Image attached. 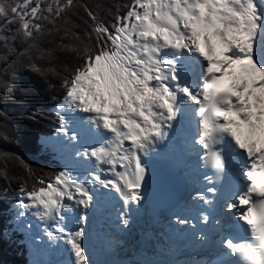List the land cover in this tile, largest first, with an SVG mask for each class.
I'll list each match as a JSON object with an SVG mask.
<instances>
[{"label": "snow or ice", "instance_id": "6c2138e0", "mask_svg": "<svg viewBox=\"0 0 264 264\" xmlns=\"http://www.w3.org/2000/svg\"><path fill=\"white\" fill-rule=\"evenodd\" d=\"M75 7L76 0H18L10 8L8 22L30 44L45 31L57 34L58 46L80 61L63 77L52 137L70 162L37 178L39 187H21L17 219L43 223L50 241L67 245L70 264H93L84 241L94 189L138 206L144 157L194 124L192 143L214 169L205 177L211 187L195 199L211 205L226 191L224 208L246 235L225 237L223 246L237 264H264V0H131L111 23L82 5L84 37L63 19ZM7 40L0 29V41ZM28 66L55 73L31 59ZM75 208L83 214L72 231L66 220ZM209 220L201 213V223ZM175 223L195 227L179 216ZM122 224H129L127 213Z\"/></svg>", "mask_w": 264, "mask_h": 264}, {"label": "trees", "instance_id": "16d2710c", "mask_svg": "<svg viewBox=\"0 0 264 264\" xmlns=\"http://www.w3.org/2000/svg\"><path fill=\"white\" fill-rule=\"evenodd\" d=\"M18 0H0V29L8 37L0 41V264H25V254L18 243L5 238L11 212L9 208L21 187L31 189L37 178L50 177L57 169L39 155L40 138L58 123L55 109L62 102L64 76L80 63L76 54L60 48V37L45 31L37 34L31 44L17 32L18 24L9 23L10 8ZM131 0H76L77 7L69 9L63 19L84 37L89 30L88 18L82 5L96 10L103 20L113 22L119 9ZM63 22V21H62ZM46 28V21H39ZM34 61L55 73H39L29 68ZM29 167L31 172H29ZM6 173V175H5Z\"/></svg>", "mask_w": 264, "mask_h": 264}, {"label": "bare ground", "instance_id": "6f19581e", "mask_svg": "<svg viewBox=\"0 0 264 264\" xmlns=\"http://www.w3.org/2000/svg\"><path fill=\"white\" fill-rule=\"evenodd\" d=\"M51 141H55L54 139ZM51 144V142H50ZM57 145H60L57 141H56ZM100 188L94 189L98 190ZM75 212L74 215L75 217H70L68 219V222L66 223V227L70 230H73L78 224L75 221V218H77V214H83V209L82 208H75ZM181 211H185L184 208L181 209ZM88 216H89V220L87 222V225H91L90 229L88 228L86 231V235L88 238V246H87V250L90 248V244L92 240H95L97 243H100V245L103 246V249H105L106 252H111L113 251L116 247H112L109 248L107 245L102 243L103 237H100V239H96L95 238V224L91 221L90 219V211L88 210ZM74 225V227H73ZM91 230V231H90ZM38 235H40V232L38 233ZM103 236V235H102ZM114 237V236H113ZM111 235L109 237H107L106 234H104V238L106 239H112L113 238ZM41 235H40V239H41ZM128 239L131 238V236L129 235L127 237ZM142 240L144 239V237L141 238ZM60 242H63L62 240H60ZM133 243V242H132ZM151 244L152 241H149L148 244ZM137 248L138 251L133 254V255H129L127 254H123V252L119 251L117 252V255L115 257V259L117 261H119V264H177V260H180L178 264H181L182 261H186L187 264H189V261L193 258V256L190 255H186V254H181L178 256H173V253H170L169 251H165V248L162 249V251L160 252V254H154L152 253L151 249H149L145 244H142L141 241H139L137 243ZM135 249V248H134ZM177 258V259H175ZM103 260V259H102ZM95 264H100L101 263V258L99 259H95ZM113 260H107L106 264H114Z\"/></svg>", "mask_w": 264, "mask_h": 264}, {"label": "rangeland", "instance_id": "374dc122", "mask_svg": "<svg viewBox=\"0 0 264 264\" xmlns=\"http://www.w3.org/2000/svg\"><path fill=\"white\" fill-rule=\"evenodd\" d=\"M55 140V139H54ZM48 145V143H46L44 146H47ZM51 145H57L56 144V140L55 141H51ZM58 146H60V145H58ZM18 198H19V200H20V198H21V195H19L18 196ZM19 202V201H18ZM18 204V203H17ZM16 204V205H17ZM16 205H15V207H14V215H13V219L11 220V222L14 224V223H16V221H17V217H16V213H17V211H18V209L16 208ZM75 210L76 209H74V211H73V213L71 214V215H68L67 216V220H66V223L68 222V219L70 218V217H75V215H74V212H75ZM79 214V213H78ZM75 221H76V218H75ZM90 226L91 225H88V228L90 229ZM73 227H74V225H73ZM91 231V230H90ZM100 239V238H99ZM98 244H100V243H98ZM49 248V246L47 247V249ZM101 249L102 250H104L105 251V249H103V246L101 245ZM109 253H107L106 251H105V258H108L107 257V255H108ZM99 258H101V263L100 264H106V262H107V260H109V259H106V260H104L102 257H98L97 259H99ZM103 259V260H102ZM111 260V259H110ZM180 261V260H179ZM119 262V261H118ZM114 263V262H113ZM94 264H95V261H94Z\"/></svg>", "mask_w": 264, "mask_h": 264}]
</instances>
